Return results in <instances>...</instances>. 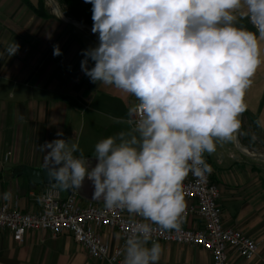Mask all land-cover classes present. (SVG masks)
Masks as SVG:
<instances>
[{"label": "clouds", "instance_id": "1", "mask_svg": "<svg viewBox=\"0 0 264 264\" xmlns=\"http://www.w3.org/2000/svg\"><path fill=\"white\" fill-rule=\"evenodd\" d=\"M84 2L93 6L91 31L99 43L83 51L81 68L91 82L135 96L139 115L129 130L94 146V166L78 141L55 139L40 149L48 175L60 186L80 189L87 179L93 198L102 197L107 208L147 221L127 237L121 264H158L163 249L154 240L148 246L152 226L180 227L185 178L209 174L204 153H213L217 141L234 140L241 128L244 93L261 58L257 35L237 26L235 10L245 5L264 35V0ZM18 49L13 41L8 56ZM61 54L54 46L53 55ZM136 112L129 109V116Z\"/></svg>", "mask_w": 264, "mask_h": 264}, {"label": "crops", "instance_id": "2", "mask_svg": "<svg viewBox=\"0 0 264 264\" xmlns=\"http://www.w3.org/2000/svg\"><path fill=\"white\" fill-rule=\"evenodd\" d=\"M29 2L37 8L40 0ZM45 8L51 17L39 16L24 0H0V206L9 204L28 213L40 212V196L46 186L37 193L26 172L28 168L47 169L40 145L55 139L78 141L84 157L94 166V146L129 130V109L139 103L114 86L91 82L81 68L82 53L96 47L98 37ZM235 15L238 27L257 35L261 64L243 99L245 112L264 131V35L250 25L245 5ZM13 41L19 49L9 57L6 49ZM54 46L61 55H53ZM93 66L89 58L87 67ZM204 158L221 192L224 225L259 245L252 260L232 252L231 263L264 264V166L235 153L229 142L222 141L216 142L213 153H204ZM75 190L83 205L104 203L102 197L93 198L94 186L87 179ZM5 192L10 194L8 199L3 198ZM186 226L197 229L202 223L193 219ZM101 234L112 247L121 242L112 229H103ZM160 244L163 251L158 264H213L211 253L200 247ZM0 264L103 263L91 258L69 233L54 236L49 231H27L20 245L11 232L0 229Z\"/></svg>", "mask_w": 264, "mask_h": 264}, {"label": "built area", "instance_id": "3", "mask_svg": "<svg viewBox=\"0 0 264 264\" xmlns=\"http://www.w3.org/2000/svg\"><path fill=\"white\" fill-rule=\"evenodd\" d=\"M248 21L252 25L249 18ZM258 32V31H257ZM137 112L129 118L135 119ZM183 193L186 208L180 218V227L174 230H163L155 225L150 241L159 243L189 245L200 247L211 253L213 264H232L231 253L240 258L252 260L258 253L256 240L241 231L226 227L220 206L221 192L212 180L211 173L196 177L191 172L183 182ZM39 213L22 212L19 209L3 204L0 206V229L11 232L18 244L24 242L27 231H49L57 236L69 233L87 251L88 255L103 264H121L125 241L131 235L137 223L147 222L142 217L130 214L126 209L107 208L92 201L83 205L75 189L64 192L58 185H46L40 196ZM202 223L201 228L187 227L193 220ZM112 229L117 232L121 242L114 247L105 240L101 231Z\"/></svg>", "mask_w": 264, "mask_h": 264}, {"label": "rangeland", "instance_id": "4", "mask_svg": "<svg viewBox=\"0 0 264 264\" xmlns=\"http://www.w3.org/2000/svg\"><path fill=\"white\" fill-rule=\"evenodd\" d=\"M81 1L83 3H85L84 0H81ZM54 2L57 5L58 11L60 12V14L65 19H68L70 21H75V22H78L80 24H86L84 21H82L80 19L65 15L62 12V6H61V3H60V0H54ZM45 6L47 7V9L52 14L56 15L57 17H59L56 9L51 4V2H49L48 0H45ZM80 28H82L84 30L88 29V28L82 27V26ZM89 31H91V30L89 29ZM241 122H242L241 123V128L238 131V136H237V138H238V146H240L244 150L250 152L251 154L264 156V131L260 130V128L258 127L257 119L249 117L248 113L244 112L242 114ZM253 136H255V139H253ZM229 143H230L231 148L233 149V151H235V153H239L240 155H242L243 157H245L247 159H252V158H249V157L243 155L242 153H240L238 151L235 139L230 141ZM252 160H254L255 163H259L260 165L264 166V161L256 160V159H252Z\"/></svg>", "mask_w": 264, "mask_h": 264}, {"label": "trees", "instance_id": "5", "mask_svg": "<svg viewBox=\"0 0 264 264\" xmlns=\"http://www.w3.org/2000/svg\"><path fill=\"white\" fill-rule=\"evenodd\" d=\"M24 2L33 9V11L41 17L48 18L51 15L45 8V0H40L39 6L33 7L29 0ZM62 12L70 17H74L84 21L86 24L93 26L92 20V4L83 3L81 0H60Z\"/></svg>", "mask_w": 264, "mask_h": 264}, {"label": "water", "instance_id": "6", "mask_svg": "<svg viewBox=\"0 0 264 264\" xmlns=\"http://www.w3.org/2000/svg\"><path fill=\"white\" fill-rule=\"evenodd\" d=\"M48 1L51 2V4L54 6V8L56 9V11L58 13V16L63 21L68 22V23H74V24H77V25H81L82 27H86V28H88L90 30L92 29V26H90L88 24H80L78 22L70 21L68 19H65L60 14V12L58 11L57 5L54 2V0H48ZM96 36L98 37V34H96ZM240 119H242V114L240 116ZM237 136H238V132L235 134V142H236V145H237V149H238V151L240 153H242L243 155H245V156H247L249 158L264 161V156H262V155H256V154H251L250 152H248V151L244 150L243 148H241L240 146H238V138H237ZM26 172H27V174L29 176V179H30L31 183H33L36 186L37 193H40V191L43 188V185H50V184L58 185L59 187H61L65 191H69V190L72 189V188L60 186L54 179H52L48 175L47 169H45V170H36V169H30V168H28L26 170Z\"/></svg>", "mask_w": 264, "mask_h": 264}, {"label": "bare ground", "instance_id": "7", "mask_svg": "<svg viewBox=\"0 0 264 264\" xmlns=\"http://www.w3.org/2000/svg\"><path fill=\"white\" fill-rule=\"evenodd\" d=\"M81 27V25H79Z\"/></svg>", "mask_w": 264, "mask_h": 264}]
</instances>
